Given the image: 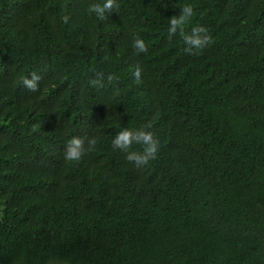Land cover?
I'll return each mask as SVG.
<instances>
[{"label": "trees", "instance_id": "1", "mask_svg": "<svg viewBox=\"0 0 264 264\" xmlns=\"http://www.w3.org/2000/svg\"><path fill=\"white\" fill-rule=\"evenodd\" d=\"M95 2L0 0V264H264V0ZM183 4L198 55L168 38ZM149 121L138 168L112 139ZM73 136L97 144L68 162Z\"/></svg>", "mask_w": 264, "mask_h": 264}, {"label": "clouds", "instance_id": "2", "mask_svg": "<svg viewBox=\"0 0 264 264\" xmlns=\"http://www.w3.org/2000/svg\"><path fill=\"white\" fill-rule=\"evenodd\" d=\"M120 5L117 0H98V2L90 3L87 7L89 14H94L99 20L107 19V14L118 10ZM180 12L168 19V38L171 40L174 36L179 35L182 39L185 48L184 51L190 55H198L201 50L207 47L212 42V37L206 27L197 25L191 28L190 32L185 31V24L194 16V9L191 4H183L179 6ZM70 17L64 16L63 22L67 24ZM132 48L134 54L147 52V45L143 39L135 37L133 39ZM105 61L110 57L105 55ZM142 69L139 65L135 66L133 76L135 82L140 84ZM41 76L36 72H32L30 77H24L22 82L26 89L30 92H37L39 90V81ZM105 76L104 73L99 72L95 74V78L90 80V84L97 90L104 88ZM107 81L111 84L118 81L117 77L113 75L107 76ZM40 125H33L35 131ZM152 127L149 121L141 128L121 127L112 139L113 149H118L125 153V159L133 163L136 167H144L148 165L151 160L156 159L159 151V140L154 133L148 129ZM97 144L96 137H77L73 136L69 139L64 147V159L68 162L79 161L89 152L95 150ZM133 144L140 145L142 151H133Z\"/></svg>", "mask_w": 264, "mask_h": 264}]
</instances>
